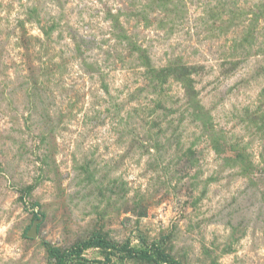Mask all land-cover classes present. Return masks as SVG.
Returning <instances> with one entry per match:
<instances>
[{"label": "rangeland", "instance_id": "374dc122", "mask_svg": "<svg viewBox=\"0 0 264 264\" xmlns=\"http://www.w3.org/2000/svg\"><path fill=\"white\" fill-rule=\"evenodd\" d=\"M47 247L264 264V0H0V264Z\"/></svg>", "mask_w": 264, "mask_h": 264}, {"label": "trees", "instance_id": "16d2710c", "mask_svg": "<svg viewBox=\"0 0 264 264\" xmlns=\"http://www.w3.org/2000/svg\"><path fill=\"white\" fill-rule=\"evenodd\" d=\"M139 50V49H138ZM140 60L142 62V66L148 68L151 72H154L156 70H154V68L151 67L150 65V61L148 60V58H146V56H144V54H142V56H140ZM159 73H161V76L163 78V80L161 81V83H166V79L167 78H174L176 81L180 82L184 88L186 89V91L188 90H192V79H191V75H193L194 73H196L195 71V67H186L184 64H177L174 66L173 65H168L167 67L164 68H160L159 69ZM165 80V81H164ZM192 94H194L193 91H191ZM214 141V140H213ZM217 144V143H216ZM214 143V150H216V152H224V149H220L219 146H217ZM219 147V149H218ZM95 244L99 247H109V246H113L111 245L109 242H106L104 239L102 238H98L96 240H94ZM90 245H82V246H77V248H75L77 251L76 253L79 254V252L86 248L87 246H91ZM47 251L50 257H54L55 259V263L54 264H65V261L67 259V257L69 256V254H67L66 252H62L59 249H53L50 247H47ZM119 252H124L125 257L126 258H138V259H147L150 260L151 259V254H149L146 251H135L131 248L127 246L121 247V249H119ZM157 257H155V261L157 263L163 262V263H167V264H177L175 261H172V259L170 257H166L163 255L162 252L158 253L156 255Z\"/></svg>", "mask_w": 264, "mask_h": 264}]
</instances>
